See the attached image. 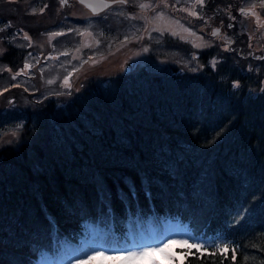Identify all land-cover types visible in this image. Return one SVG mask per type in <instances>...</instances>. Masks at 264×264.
<instances>
[{"label": "trees", "instance_id": "1", "mask_svg": "<svg viewBox=\"0 0 264 264\" xmlns=\"http://www.w3.org/2000/svg\"><path fill=\"white\" fill-rule=\"evenodd\" d=\"M27 1L0 0V27L10 25L0 31V132L21 126L0 145V264H38L85 242L90 228L120 248L130 230L159 231L163 221L184 224L197 240L222 236L229 247H181L168 264H264V46L248 49L230 27L239 0L199 7L222 40L195 53L201 69L178 59L157 73L89 78L62 99L23 74L29 49L11 38L59 33L81 4L35 0L50 2L47 17ZM164 39L175 57L193 54Z\"/></svg>", "mask_w": 264, "mask_h": 264}, {"label": "rangeland", "instance_id": "2", "mask_svg": "<svg viewBox=\"0 0 264 264\" xmlns=\"http://www.w3.org/2000/svg\"><path fill=\"white\" fill-rule=\"evenodd\" d=\"M28 1L33 8L39 7L37 0V5L35 0ZM180 1L181 4L171 3L170 0H131V4L136 5V8L127 11V0L124 2L117 0L115 4L97 17H91L90 11L80 5L69 12L74 17L73 21H69V14L67 17L64 16L67 22L60 25V35H53V33H58V30L54 31L55 29L48 30L49 32H41L42 34L36 37H29L26 33L17 32L12 34L14 38H11V42L19 46L22 42L24 47L29 49L25 61L30 67L22 73L26 76H38L41 85L44 83L49 85L44 93H57V95H48L54 96L56 99H62V96L76 86L77 82L80 81L85 84L89 78L96 82L106 81L119 73H132L141 68L157 73L163 71L168 65H178L180 60L188 69L189 67L192 68L191 70L201 69L204 64L196 60L197 54L195 53L222 42L219 35L214 36L212 34L214 29L218 28L220 31V28L211 26L208 29L203 24L199 7L204 0L202 2L201 0ZM49 3V1H44L38 8L42 15L47 17L50 14ZM65 3L62 4L61 0H57L60 7H63ZM141 5H147V7L142 8ZM237 5V11L241 18L237 25L230 24V27L248 38V49L260 50L259 48L264 46V0H239ZM193 19L196 20L193 21ZM189 22L192 23V27H189ZM8 26L9 24L6 22L0 28L5 29ZM91 28L97 32L92 31ZM184 29L188 31L185 32ZM9 33L6 34L10 35ZM25 35L30 39H24ZM165 37L170 38L169 40L176 39L189 44L193 54L188 57V55L181 53L178 54L180 57H175L173 52H177V49L171 50L170 46L164 42ZM17 38L21 42H18ZM70 38L72 41H69ZM75 38L76 41H73ZM256 53L254 57L262 56V52ZM212 64L214 65L215 62ZM93 74L96 75L87 77ZM65 78L68 79L70 87L65 86ZM50 80L52 83H49ZM25 83L28 86L33 85L32 82ZM79 85L78 87L81 86ZM20 127L19 123L12 126L13 129L7 132H5L7 128L0 132V145L5 140L18 137ZM185 229V225L178 221H163L159 225V231L153 225L142 228L139 232L130 230L128 232L129 243L124 241L122 246L131 247L134 244L151 242L157 238L164 239L166 237L174 241L186 239L189 244H201L205 248H212L211 245L213 244L222 245L226 243L222 236L197 240ZM89 231L95 232L96 236H89L87 239L85 238V242L77 245L61 246L59 251L54 254L44 253L39 258L38 264H168V262L174 261V258H178L176 253H178L179 248H190L180 243H170L160 251L128 261L103 257L87 260L78 256L81 252L65 250L67 247L82 251L100 246L109 247L111 240H107L106 234L100 235L95 228H90ZM116 245L117 242L113 247ZM153 246L155 245L153 244Z\"/></svg>", "mask_w": 264, "mask_h": 264}, {"label": "snow or ice", "instance_id": "3", "mask_svg": "<svg viewBox=\"0 0 264 264\" xmlns=\"http://www.w3.org/2000/svg\"><path fill=\"white\" fill-rule=\"evenodd\" d=\"M121 2H124V0H121ZM61 3L62 4L65 3V0H61ZM141 7L144 8V7H147V5H141ZM251 14L254 15V13H251ZM3 30H4L3 28H0V31H3ZM184 31L187 32L188 30L184 29ZM218 31L219 30H215L213 31L212 34L216 36L218 35ZM173 34L175 35L176 33H173ZM53 35H60V33H53ZM24 39H30V38L27 35H25ZM195 46H199V45H195ZM24 67L25 69H27L30 66L28 64H25ZM13 79H15V76H13ZM49 83H52V81L50 80ZM64 84L66 87L71 86L67 78H65ZM90 236L95 237L96 236L95 232L91 233ZM170 243H180L183 245H187L189 247H195L198 251H207V249L201 244H189L188 240L186 239L174 241L171 238H167V237L164 239L157 238L155 241H151V242L134 244L131 247L115 248V247L100 246V247H96L90 250H83V251L79 249H71L70 247H67L65 250L81 252V254H79L78 256L83 257L84 259H87V260H91L97 257H103L105 259H120V260L128 261V260L142 258L152 252L160 251L163 248H166ZM153 244L155 246H153ZM211 247L215 248L217 251L221 250V245L213 244L211 245ZM222 247L225 252L229 250V247L227 244H224ZM233 251H236V250H233Z\"/></svg>", "mask_w": 264, "mask_h": 264}, {"label": "water", "instance_id": "4", "mask_svg": "<svg viewBox=\"0 0 264 264\" xmlns=\"http://www.w3.org/2000/svg\"><path fill=\"white\" fill-rule=\"evenodd\" d=\"M116 1L117 0H77V2L82 4L85 8H87L93 14H96V13H99L105 10L106 8L113 5ZM215 30H219V29L217 28V29H214L213 31Z\"/></svg>", "mask_w": 264, "mask_h": 264}, {"label": "flooded vegetation", "instance_id": "5", "mask_svg": "<svg viewBox=\"0 0 264 264\" xmlns=\"http://www.w3.org/2000/svg\"><path fill=\"white\" fill-rule=\"evenodd\" d=\"M97 15H100V14H97ZM97 15H94L93 17H96Z\"/></svg>", "mask_w": 264, "mask_h": 264}]
</instances>
